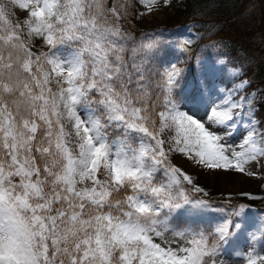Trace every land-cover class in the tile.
Wrapping results in <instances>:
<instances>
[{
  "label": "snow or ice",
  "instance_id": "snow-or-ice-1",
  "mask_svg": "<svg viewBox=\"0 0 264 264\" xmlns=\"http://www.w3.org/2000/svg\"><path fill=\"white\" fill-rule=\"evenodd\" d=\"M170 2L137 0L138 17ZM128 15L108 0H0V264H217L256 231L264 249V217L215 206L173 163L264 168V103L241 95L243 66L222 41L213 59L193 53L200 37L137 40ZM172 48L187 59L166 60ZM246 259L264 264L255 249Z\"/></svg>",
  "mask_w": 264,
  "mask_h": 264
},
{
  "label": "rangeland",
  "instance_id": "rangeland-1",
  "mask_svg": "<svg viewBox=\"0 0 264 264\" xmlns=\"http://www.w3.org/2000/svg\"><path fill=\"white\" fill-rule=\"evenodd\" d=\"M186 2H189L188 6H185ZM109 4L124 5L128 8L129 15L121 21L127 30H130L127 24H131L141 30L148 29L149 32L163 30L172 40L200 37L195 39L192 51L198 55L197 48L201 45L203 53L200 56L205 58L215 59L217 52L215 48L207 49L205 46L214 41H222L224 46L220 51L224 52L232 63L243 66L242 79L247 80L248 84L241 95L255 94L257 103H264V0H246L244 3L242 0H171L167 7L161 4L158 11L143 18L138 17V11L142 8L137 0H109ZM16 12L22 15L21 20L26 17L25 12L19 9ZM225 19L229 27H232L230 31L225 32L228 33L227 36H212V28L219 26ZM248 29L251 31L247 33ZM140 35L136 36L137 40ZM36 43L40 46L39 41ZM162 55L166 60L175 61L177 57L181 60L187 59L175 48L167 49ZM193 71L195 72V67ZM261 115H264V109L258 110L257 118ZM203 116V110H199L197 118L202 119ZM173 134L172 130L166 129L162 136L167 138ZM173 163L191 174L196 182L208 191L209 196L206 199L215 206L229 208L232 205L244 204L250 209L251 217L257 220L264 217V168L259 165H253L257 176L248 177L236 173H202L193 162L180 155L175 156ZM241 193H250L255 198L249 199ZM248 200H252L253 204ZM217 216L219 213L213 212L205 217L201 227L210 231ZM177 239L171 231L164 233L165 241L174 242ZM261 239L259 231H256L255 238L251 235H247V239L241 238L238 244L222 251L217 257V264H247L248 251L255 249L264 254ZM246 245L250 246L247 251Z\"/></svg>",
  "mask_w": 264,
  "mask_h": 264
},
{
  "label": "trees",
  "instance_id": "trees-1",
  "mask_svg": "<svg viewBox=\"0 0 264 264\" xmlns=\"http://www.w3.org/2000/svg\"><path fill=\"white\" fill-rule=\"evenodd\" d=\"M243 1V3L246 1V0H242ZM3 2L4 3H7V0H3ZM189 5V2H186V4H185V6H188ZM9 7L11 8V5H9ZM16 17L19 19V20H21V16L19 15V14H17L16 13ZM22 21V20H21ZM129 27V29L131 30V31H133V33L135 34V36H137L139 33H143V32H148V30H140L139 28H137V27H134V26H132V25H129L128 26ZM232 28V27H231ZM230 27H229V25H228V23H227V19H225L222 23H221V25L220 26H216V27H214L213 28V32L211 33V35H215V36H225V35H227L228 33H225V32H227V31H230V29H231ZM251 30L250 29H248V30H246V32L248 33V32H250ZM205 48H207V46H205ZM208 49V48H207ZM197 54L198 55H201L202 53H203V47H198L197 48Z\"/></svg>",
  "mask_w": 264,
  "mask_h": 264
}]
</instances>
